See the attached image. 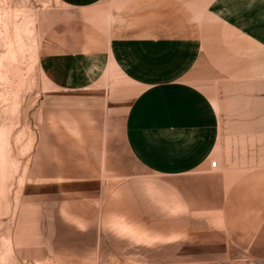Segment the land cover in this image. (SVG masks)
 Segmentation results:
<instances>
[{"label":"crops","instance_id":"1","mask_svg":"<svg viewBox=\"0 0 264 264\" xmlns=\"http://www.w3.org/2000/svg\"><path fill=\"white\" fill-rule=\"evenodd\" d=\"M58 1L84 28L39 60L46 189L84 200L93 186L103 201L110 187L125 202L110 223L138 245L264 262V167L227 160L220 92L264 72L256 0Z\"/></svg>","mask_w":264,"mask_h":264},{"label":"rangeland","instance_id":"2","mask_svg":"<svg viewBox=\"0 0 264 264\" xmlns=\"http://www.w3.org/2000/svg\"><path fill=\"white\" fill-rule=\"evenodd\" d=\"M109 2L118 7L122 1ZM256 4L264 16V0ZM78 16L84 15L58 0H0V264H211L184 240L180 250H161L116 233L110 221L123 219L115 215L124 213L125 202L110 187L100 201L93 186L80 188L87 193L82 200L43 185L45 174L55 171L43 169L35 157L37 143L44 140L40 88L45 78L39 60L64 35L84 28ZM220 92L227 160L240 169L264 167V72L231 80L229 89ZM61 198L68 199L63 204L70 213L67 224L52 216L62 206ZM219 264L264 262L237 252Z\"/></svg>","mask_w":264,"mask_h":264},{"label":"built area","instance_id":"3","mask_svg":"<svg viewBox=\"0 0 264 264\" xmlns=\"http://www.w3.org/2000/svg\"><path fill=\"white\" fill-rule=\"evenodd\" d=\"M217 163H218L217 160H213L212 163H211L212 167H216L217 166Z\"/></svg>","mask_w":264,"mask_h":264}]
</instances>
